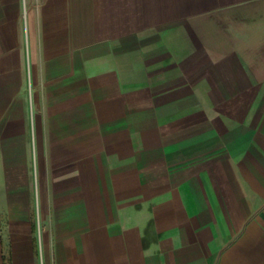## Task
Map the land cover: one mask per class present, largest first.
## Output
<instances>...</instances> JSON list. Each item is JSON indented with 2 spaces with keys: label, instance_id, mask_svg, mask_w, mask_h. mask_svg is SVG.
<instances>
[{
  "label": "crops",
  "instance_id": "1",
  "mask_svg": "<svg viewBox=\"0 0 264 264\" xmlns=\"http://www.w3.org/2000/svg\"><path fill=\"white\" fill-rule=\"evenodd\" d=\"M0 264H264V0H0Z\"/></svg>",
  "mask_w": 264,
  "mask_h": 264
}]
</instances>
